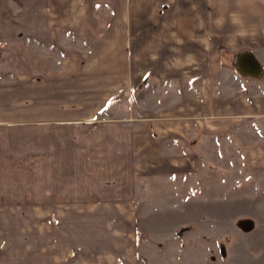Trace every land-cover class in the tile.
Returning a JSON list of instances; mask_svg holds the SVG:
<instances>
[{"label": "crops", "instance_id": "crops-1", "mask_svg": "<svg viewBox=\"0 0 264 264\" xmlns=\"http://www.w3.org/2000/svg\"><path fill=\"white\" fill-rule=\"evenodd\" d=\"M0 47V232L129 258L143 190L200 239L264 204V0H0Z\"/></svg>", "mask_w": 264, "mask_h": 264}, {"label": "rangeland", "instance_id": "rangeland-1", "mask_svg": "<svg viewBox=\"0 0 264 264\" xmlns=\"http://www.w3.org/2000/svg\"><path fill=\"white\" fill-rule=\"evenodd\" d=\"M1 51L2 47L0 55ZM249 181L255 182L251 177ZM242 184L239 181L238 188ZM173 188L180 195L184 189L179 183H174ZM162 193L167 195L166 190ZM139 194V217L136 221L138 234L129 258L127 255L108 254L115 253L117 249H109L108 242L103 248L106 254L95 253L93 248L99 242L92 238L85 242L90 245L89 248L78 244L67 254L62 253L65 251L62 248H50L44 240L40 242L38 208L26 206L15 208L11 212L14 224L9 227V231L0 232V264H264L263 203L222 207L221 219L212 225L219 226L226 237L200 239L197 222L189 228L191 236L185 234V228L189 226L181 204L158 207L152 201L151 191L143 190ZM160 194L156 193L155 196ZM171 200L177 202V198ZM189 209L197 217L199 207ZM230 212L252 215L255 223L252 224L248 218H240L236 223L249 233L242 235L236 231L233 216L228 214ZM52 241L55 239L52 238ZM61 247L64 248V244Z\"/></svg>", "mask_w": 264, "mask_h": 264}]
</instances>
